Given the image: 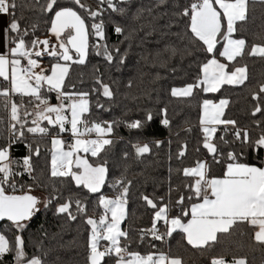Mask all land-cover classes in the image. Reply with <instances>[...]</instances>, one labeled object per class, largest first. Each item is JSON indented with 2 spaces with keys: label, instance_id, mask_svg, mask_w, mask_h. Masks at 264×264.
<instances>
[{
  "label": "snow or ice",
  "instance_id": "1",
  "mask_svg": "<svg viewBox=\"0 0 264 264\" xmlns=\"http://www.w3.org/2000/svg\"><path fill=\"white\" fill-rule=\"evenodd\" d=\"M257 3L264 4V0H191L183 6L178 0H96V7L86 0L63 3L61 0H0V82L7 84L0 87V222L11 225L0 227V264H56L58 256L55 261L48 259L53 249L45 246V240L50 237L43 224L39 226L40 238L34 244L38 254L29 255L23 235L41 212L50 211L57 217L66 216L69 221L84 218L89 226L88 264H106V259H111L113 264H183L181 258L164 252L129 251V234L121 229V224L127 218L133 186V180L128 178L131 165L124 162L132 153L123 151L117 157L123 163L122 170L110 184L108 177L111 150L118 140L125 139L117 135L119 127L132 137L127 143L133 149L135 162L143 164L144 158L153 154V147L159 149L167 143L170 148L172 136L179 138L181 132L190 133V123L187 120L176 123L180 113L170 114L167 106L146 107L132 119L92 120L93 108L111 110L118 91L114 85L120 81L110 75L107 77L110 82H105L99 64H93L92 87L90 91H82L70 83L71 70L74 65L88 66L90 56H95L107 65L110 74L122 75L134 46L145 48L154 42V36L171 35L183 47L165 43L161 48L156 40V49L141 52L140 58L149 62L151 56L153 66L167 67L178 54L183 59L193 55V50H203L211 57L200 64L195 83L171 88L172 97L191 98L197 90L217 93L225 85H244L249 80L248 65L238 66V58L243 59L245 54L264 58V43L249 46L245 38L233 36L239 31L238 25L248 21L250 5ZM25 12L37 16L32 19ZM183 18H187L186 30L171 32ZM161 20L166 22L161 24ZM41 22L48 25V35L44 38L36 35ZM109 28L122 39L110 43ZM221 44L222 50H218ZM217 54L227 63L217 59ZM45 58H50L48 65L44 64ZM80 83H84L83 74ZM132 84L128 80L125 86L131 88ZM52 94L56 104L51 103ZM261 94L264 84L252 94L257 103L251 115L262 117L253 121L258 129L255 135L251 129L240 127L236 120L225 118L228 99L218 102L203 99L199 126L202 146L211 163L197 161L193 167L177 169L190 180L184 184V192L172 186L169 168V184L163 196L140 194L146 207L154 210L152 226L142 229V236L164 240L179 231L192 248L211 249L219 242L218 234L229 233L238 223L247 222L258 229L255 241L264 244V97ZM144 95L151 98L150 92ZM161 128L168 130L167 140L158 138ZM64 133L70 134L72 143L63 138ZM186 148L184 141L176 153L177 159L186 154ZM13 150H23L25 154L15 157ZM212 163L224 164L221 176L211 175ZM25 175L31 183L22 182ZM106 184L115 191L114 196L104 194ZM70 186L80 189V193L87 190L88 194L96 195L92 211L102 210L98 218L88 215L87 199L72 192ZM36 189L48 195H34ZM173 192H180L174 204ZM186 201L190 206H186ZM173 207L180 209V215H171ZM184 217L190 219L185 222ZM160 222L163 232L157 226ZM5 229L15 230L14 240L4 234ZM51 239H55V234ZM105 241L106 244L102 243ZM9 255L11 262L5 260ZM210 264H246V260L213 257Z\"/></svg>",
  "mask_w": 264,
  "mask_h": 264
},
{
  "label": "trees",
  "instance_id": "2",
  "mask_svg": "<svg viewBox=\"0 0 264 264\" xmlns=\"http://www.w3.org/2000/svg\"><path fill=\"white\" fill-rule=\"evenodd\" d=\"M63 3L64 0H61ZM86 2L92 7H96V0H86ZM183 6L191 2V0H178ZM25 15L35 19L37 14L25 12ZM119 19V17H115ZM107 19V17H106ZM165 20H161L160 23H165ZM187 18L179 20L177 24L171 29V32H180L186 30ZM45 25L41 22L40 30L37 31V36H46ZM239 31L234 34L233 38H245L248 45L253 43H264V4L257 3L250 5L249 19L246 23L238 25ZM143 35V33H141ZM110 43L116 42L122 37H117L111 32L109 28ZM153 43L145 46V48L133 47L131 55L127 63V67L124 69L123 74L112 73L107 70V65L100 61L95 56H90V63L88 66L74 65L71 70L70 83L76 85V89L82 91H90L92 87V65L99 64L100 71L105 74V82H110L107 77L115 75L120 81L118 85H114V88H118L115 98V104L111 107L110 111L92 109L90 119L92 120H113L118 118L132 119L140 115L141 110L144 108H160L167 106L169 113H180L176 118V123H180L187 120L192 131L181 132L179 138L172 136L171 147L165 143L164 146L157 149L153 147L152 155H148L144 158L143 164H137L133 149L130 144L127 143L132 137L129 136L127 130L123 127H119L116 130L118 136H122L124 140H118L114 148L110 153V172L108 177V184L112 179L119 175L122 170L123 163H121L117 157L123 152L128 151L132 153L130 159L124 163L131 165L128 172V178L133 180V186L131 187L129 194V201L127 205V218L123 221L122 229L128 231L129 234V251L139 252L141 254L150 253H167L170 257H179L182 259L183 264H210L213 257H224L227 261H231L235 258H244L246 264H264V244H260L254 239V234L257 229L250 226L247 222L238 223L226 234H218L220 239L211 249H195L188 245L183 238L184 234L177 231L173 233L171 237H165L164 240H154L151 236H142L141 230H148L152 226V219L154 210L146 207L145 202L140 199L141 193L152 194L155 196H163L167 191L169 184V168H171V184L174 188H179L180 192H184V184L189 183L190 180H186L181 173L177 172V169H183L186 167L195 166L197 161L208 160L211 163V157L206 149L202 146V137L199 126L200 117V105L203 99H211L214 102H218L222 98H226L230 101L228 107L225 109V118L233 119L238 122L240 127L249 128L252 130L253 135L258 131L253 121L261 119V114H257L255 117L251 115L253 108L256 106V101L252 99V94L259 91L260 84H264V58L249 57L247 54L243 59L238 58V66L244 64L248 65L249 80L241 86H228L225 85L217 93H204L197 90L196 94L191 98L172 97L170 90L173 87H184L189 83H195L196 77L200 72V64L205 62L206 59L211 58L206 56L203 50H193V55H187L181 59L178 54L174 57L167 67L153 66L151 63V56L149 62H145L140 58L141 52H153L157 44L156 40H159V47H163L165 43H174L183 47L174 36H154ZM218 50H221L222 44L218 45ZM247 51V50H246ZM219 60L224 58L219 57ZM50 62V58L47 59ZM139 61V63H137ZM175 68V71L172 69ZM81 74H83L84 83H80ZM158 77V78H157ZM128 80H132L133 84L131 88L126 87ZM0 87H7L6 83L0 82ZM150 92L151 98L144 95V93ZM264 97V94H261ZM138 97V99H133ZM18 99V97H17ZM96 97L93 96L92 100L95 101ZM101 101L106 105L108 102L101 97ZM51 103L56 104L57 100L54 94H52ZM125 113L127 115L125 116ZM6 115V114H4ZM175 131V129H173ZM217 137L220 135L218 132ZM158 138L167 140L168 130L161 128L158 133ZM229 134L228 139H231ZM186 141L187 148L186 154L177 159L176 153L181 146V143ZM134 142V141H133ZM48 143V141H45ZM50 147V146H49ZM199 148V151H197ZM169 153L171 154V160H169ZM23 150H13V155L19 157L24 155ZM224 171V164L212 163L211 175L221 176ZM142 173V174H141ZM22 182L31 183V180L27 175L21 178ZM71 191L74 193H80V189L75 186H70ZM104 194L112 197L115 195V191L107 184L103 189ZM180 192L172 193V202L175 203ZM34 193L47 196L48 193L41 189H36ZM81 194L82 199L88 201V215L98 218L102 210H97L95 213L92 211L93 205L96 201V195H90L87 190H84ZM186 194V193H185ZM67 195V191H65ZM63 202V201H60ZM167 200L165 201V203ZM195 202V201H193ZM186 206H190V202L186 201ZM172 216L180 215V209L173 207L171 211ZM187 219V217H184ZM7 224L10 228L9 222H0V227ZM43 224L44 228L48 231L50 239L45 240V246L52 248L48 259L55 261L58 256L60 259L56 264H88L87 262V242L89 236V226L84 223V218L79 217L76 221H69L66 216H54L50 211L48 213L41 212L30 224L29 229L23 234L26 240V250L29 255L38 254L34 244L40 238L39 226ZM163 232L165 229L162 226V222L157 225ZM4 234L10 239L14 240L15 230L8 232L4 230ZM52 234H55V239H51ZM102 243H106L102 242ZM63 245V247H61ZM153 245L155 247H153ZM8 262L12 261V257L9 255L5 257ZM106 264H113L111 259H106Z\"/></svg>",
  "mask_w": 264,
  "mask_h": 264
},
{
  "label": "rangeland",
  "instance_id": "3",
  "mask_svg": "<svg viewBox=\"0 0 264 264\" xmlns=\"http://www.w3.org/2000/svg\"><path fill=\"white\" fill-rule=\"evenodd\" d=\"M63 138L68 142V143H72V140H71V137H70V134L68 133H64L63 134ZM93 138H94V135H93ZM50 146V144H49ZM34 195H37V196H40V197H44L45 195H42V194H38V193H33ZM123 224V222H122ZM122 224H121V229H122ZM123 230V229H122ZM107 243V242H106ZM105 243V244H106Z\"/></svg>",
  "mask_w": 264,
  "mask_h": 264
},
{
  "label": "crops",
  "instance_id": "4",
  "mask_svg": "<svg viewBox=\"0 0 264 264\" xmlns=\"http://www.w3.org/2000/svg\"><path fill=\"white\" fill-rule=\"evenodd\" d=\"M3 20H7V17H4V18H2ZM54 39V38H53ZM221 50H222V48H221ZM218 59V58H217ZM221 62H223V63H225L224 61H222V60H220ZM48 62V61H47ZM48 64H49V62H48ZM188 219H190V217H187V219H184L185 220V222H187V220ZM258 230V229H257Z\"/></svg>",
  "mask_w": 264,
  "mask_h": 264
},
{
  "label": "built area",
  "instance_id": "5",
  "mask_svg": "<svg viewBox=\"0 0 264 264\" xmlns=\"http://www.w3.org/2000/svg\"><path fill=\"white\" fill-rule=\"evenodd\" d=\"M44 37H45V36H42L41 38H44ZM53 40H54V39H53ZM47 59H48V58H45V59H44V64H45V65H48Z\"/></svg>",
  "mask_w": 264,
  "mask_h": 264
}]
</instances>
